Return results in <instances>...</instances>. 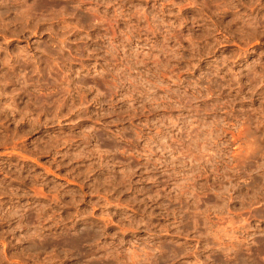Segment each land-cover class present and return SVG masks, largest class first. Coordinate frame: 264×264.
Listing matches in <instances>:
<instances>
[{
	"label": "clouds",
	"instance_id": "clouds-1",
	"mask_svg": "<svg viewBox=\"0 0 264 264\" xmlns=\"http://www.w3.org/2000/svg\"><path fill=\"white\" fill-rule=\"evenodd\" d=\"M0 125V264H264V0H0Z\"/></svg>",
	"mask_w": 264,
	"mask_h": 264
},
{
	"label": "rangeland",
	"instance_id": "rangeland-1",
	"mask_svg": "<svg viewBox=\"0 0 264 264\" xmlns=\"http://www.w3.org/2000/svg\"><path fill=\"white\" fill-rule=\"evenodd\" d=\"M0 127H3V125H0ZM27 138H25L22 143H26ZM233 142L236 143L235 137L233 138ZM20 160L26 164H36L39 167L43 168V163L41 161H34L30 159L25 152H21L19 150V144L9 147L7 145L0 146V169H3V167L6 165L8 161H16ZM47 175L49 177L59 179L66 183L69 187H76V183L71 179L70 176H63L60 173H58L54 168H49L46 170ZM32 191L36 192V196L40 199L47 200L49 199V196L45 189H32ZM52 199H59L58 197H52ZM249 215L248 223L255 227L257 223H260V226L264 228V208H258L251 212ZM257 243L260 246V251H264V239H258ZM5 249L7 252V245H5ZM256 249H253V252H255ZM219 259V257H217Z\"/></svg>",
	"mask_w": 264,
	"mask_h": 264
}]
</instances>
